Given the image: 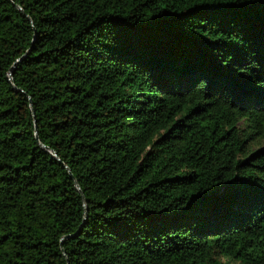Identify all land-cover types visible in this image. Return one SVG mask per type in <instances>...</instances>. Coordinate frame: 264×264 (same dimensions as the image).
<instances>
[{
	"label": "trees",
	"instance_id": "1",
	"mask_svg": "<svg viewBox=\"0 0 264 264\" xmlns=\"http://www.w3.org/2000/svg\"><path fill=\"white\" fill-rule=\"evenodd\" d=\"M262 75L264 0H0V264H264Z\"/></svg>",
	"mask_w": 264,
	"mask_h": 264
},
{
	"label": "rangeland",
	"instance_id": "2",
	"mask_svg": "<svg viewBox=\"0 0 264 264\" xmlns=\"http://www.w3.org/2000/svg\"><path fill=\"white\" fill-rule=\"evenodd\" d=\"M212 258L220 264H251L247 259L237 257L225 249H217L212 253Z\"/></svg>",
	"mask_w": 264,
	"mask_h": 264
},
{
	"label": "snow or ice",
	"instance_id": "3",
	"mask_svg": "<svg viewBox=\"0 0 264 264\" xmlns=\"http://www.w3.org/2000/svg\"><path fill=\"white\" fill-rule=\"evenodd\" d=\"M205 2H211V0H205ZM225 2H227V0H225ZM260 79H261V80H264V75H262V76L260 77ZM260 91H261V92H264V87H261V88H260Z\"/></svg>",
	"mask_w": 264,
	"mask_h": 264
},
{
	"label": "water",
	"instance_id": "4",
	"mask_svg": "<svg viewBox=\"0 0 264 264\" xmlns=\"http://www.w3.org/2000/svg\"><path fill=\"white\" fill-rule=\"evenodd\" d=\"M37 135V134H36Z\"/></svg>",
	"mask_w": 264,
	"mask_h": 264
}]
</instances>
